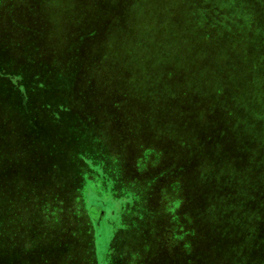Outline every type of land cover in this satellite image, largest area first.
<instances>
[{"label":"rangeland","instance_id":"374dc122","mask_svg":"<svg viewBox=\"0 0 264 264\" xmlns=\"http://www.w3.org/2000/svg\"><path fill=\"white\" fill-rule=\"evenodd\" d=\"M46 2L29 26L31 0H0V41L41 24L50 67L78 70L77 183L55 193L80 264H264V0ZM19 83L0 75L1 111Z\"/></svg>","mask_w":264,"mask_h":264},{"label":"trees","instance_id":"16d2710c","mask_svg":"<svg viewBox=\"0 0 264 264\" xmlns=\"http://www.w3.org/2000/svg\"><path fill=\"white\" fill-rule=\"evenodd\" d=\"M21 1L12 6L11 16ZM45 1L49 6L65 4L71 9L75 0H31L24 8L33 18L29 26L42 23L37 5L45 8ZM12 23L13 30H25L8 31L0 41V75L17 76L21 82L4 94L7 101L13 100L15 114L0 110V264H80L81 227L67 226L69 221H78L74 220L76 213L64 216L62 212L61 216L63 203L57 202L60 194L55 193L63 187L69 199L66 191L77 183L72 174L76 156L70 154L80 137V120L68 107L66 96L59 95L68 91L66 80L73 82L78 70L75 64L69 72L50 67L47 49L39 45L44 37L41 24L36 28L38 35L31 37L28 27L14 19ZM50 79L60 83V88L52 87ZM94 160L92 157L89 167ZM102 166L100 159L93 170L100 171ZM178 202L184 205L180 198ZM86 243L85 248L91 240ZM154 257L159 258L158 253Z\"/></svg>","mask_w":264,"mask_h":264}]
</instances>
